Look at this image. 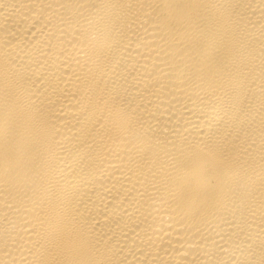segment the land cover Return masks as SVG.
Here are the masks:
<instances>
[{"label": "bare ground", "instance_id": "obj_1", "mask_svg": "<svg viewBox=\"0 0 264 264\" xmlns=\"http://www.w3.org/2000/svg\"><path fill=\"white\" fill-rule=\"evenodd\" d=\"M0 264H264V0H0Z\"/></svg>", "mask_w": 264, "mask_h": 264}]
</instances>
